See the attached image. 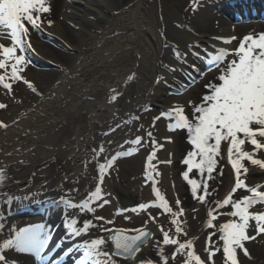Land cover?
I'll use <instances>...</instances> for the list:
<instances>
[{
  "label": "bare ground",
  "instance_id": "6f19581e",
  "mask_svg": "<svg viewBox=\"0 0 264 264\" xmlns=\"http://www.w3.org/2000/svg\"><path fill=\"white\" fill-rule=\"evenodd\" d=\"M112 1L97 0L99 5L102 4L110 8L109 10L113 6ZM197 1L200 18L207 30H220L213 33L216 35L215 38L210 39L207 30L196 35L191 30L173 25H169L165 32H157L155 27L152 28L146 23L141 14L143 0H137L128 17L124 19L129 24V30L124 33L119 32L117 30L119 28L116 27L123 19L121 13L117 14L115 21L112 22L111 13L105 14L100 7L98 8V4L93 7L91 5L93 0H87L85 7L73 5L71 16L75 17V20L69 21V25L54 27L58 35L63 36L65 40L67 39L66 42L75 47L77 54L71 58L61 50L56 51L47 65L56 69L61 65L64 68L57 69L55 73L53 70L43 74L50 82L48 84L50 91L38 96L32 94L29 97L28 111L19 113L11 125L0 129V169L6 176V187L0 193V232L3 231L6 241L9 238L14 240L11 247L6 246L5 243H1L0 236V248L5 257L0 264H35L34 256L29 250V244L32 243L29 226L6 217L5 202L10 195L54 187L59 195L72 196L74 193L78 195L73 189L75 186L85 184L87 191L79 200L83 203L85 200L89 201L94 215L103 218L100 220L101 227L105 230L104 234L108 233L111 237L115 236L113 233L119 232L109 230L111 226L125 228L126 232L131 233L136 229L162 224V217L159 215L161 211L156 206L146 210H140L139 207L133 210L124 204V199L125 202L128 199L133 201V198L138 197L137 200L142 204H151L156 197L154 189H160V194L164 196L169 206L172 209L176 207L178 183L173 178L172 170L168 168V161L172 163L174 157L173 141L171 142V135L168 132L165 114L164 117L156 115L155 118L148 119V123L145 122L149 124L148 126L154 127V121H159L158 128L155 127L156 133L160 136L156 143L157 147L153 145V139L152 145L144 143L142 133H139L138 138L141 142L136 147L132 144L127 145L128 148L139 149L138 153L129 158H117L112 167L103 173L98 169V148L95 145L98 141L103 144V138L108 133L102 134L108 126L113 127L121 118H127L130 113L137 110L138 106L134 102L139 104L150 102L167 107L165 102L170 99L166 89L168 84L176 89L188 86L189 79L204 72L203 64L210 59L209 54L216 55L218 49H229L235 43V41L224 43L225 38L234 35L228 33L231 19L220 10L221 7L228 5L227 0ZM245 1L247 4L264 7V0ZM86 7L95 12L97 21L89 19L90 14L86 12ZM177 22L182 24L180 20ZM70 25L81 27L77 44L69 42L68 35L73 32ZM95 26L97 28L92 30ZM250 29L252 31L249 36L264 34L261 24ZM27 39H30L29 35ZM169 39L186 45L181 49L183 54L174 47L165 46ZM0 43L10 46L11 41L9 38H3L0 39ZM58 43L64 46L62 40L58 39ZM36 48L45 55L50 52L49 46L43 42ZM197 53L200 55V62L199 64L192 62L189 70L186 63H190ZM162 57L168 63L162 61ZM131 75H134V80H131ZM111 81L113 83L109 84ZM113 96H119L117 102L113 101ZM130 99L133 103L129 102ZM118 136H121L120 130ZM119 144L120 142H115L111 150L120 148ZM150 149L156 151L159 149L157 158L159 168L156 166L150 169L149 174L145 176L143 166L147 160L144 156ZM108 154L99 155L102 162L105 156V164L108 162ZM258 155L260 151L256 158H259ZM122 161H130V164L122 165ZM255 173L247 175V184L251 186L264 184V170L257 167ZM101 175L104 177L102 181ZM151 175L159 180L157 187L149 181ZM180 184L181 182L178 185ZM97 186L101 187L102 198L93 201L90 196ZM262 189L264 188L259 190ZM103 200H107L108 203L103 204ZM150 217H155V221L153 222ZM35 219L27 217L25 220L29 224ZM175 219L180 222V218ZM230 220L238 218L231 217ZM254 223L250 221V224ZM175 227L176 225H173L171 234L178 235ZM205 231V228L201 229L198 239L195 236L190 237L195 241V249L201 243ZM157 234L156 236L153 234L150 247L153 245L162 252L167 246L162 244L163 235ZM248 235L256 236L254 227L249 229ZM83 236L92 237L88 231ZM25 241L27 247H20L19 245ZM244 245L249 257H245L242 250L238 249L239 263L264 264V240L255 238L245 241ZM106 246L110 247L111 242H106ZM121 264L130 263L123 261Z\"/></svg>",
  "mask_w": 264,
  "mask_h": 264
},
{
  "label": "snow or ice",
  "instance_id": "6c2138e0",
  "mask_svg": "<svg viewBox=\"0 0 264 264\" xmlns=\"http://www.w3.org/2000/svg\"><path fill=\"white\" fill-rule=\"evenodd\" d=\"M51 11L47 4V0H0V39L10 38V46L0 43V69L6 70L7 79L10 81H20L23 79L21 73L24 67L30 63L26 53L27 36L30 25L31 28L39 30L41 15ZM51 25L52 21H48ZM235 39V37L231 38ZM231 39L224 40V43H230ZM257 49L259 51H257ZM17 50L21 54L17 55ZM179 55V54H177ZM228 55L225 49H218L216 55H211L207 61L209 67H214L221 62L224 57ZM238 59H233L223 71L218 79L222 83L211 85V92L209 95L203 97V103L200 106L194 107V115L192 120L188 119L183 113V108L174 109L176 122L169 125V130L175 129L187 130L189 140L194 150L189 151L187 158L183 161L188 166L187 171L182 173L183 179L191 185V192L195 199L200 202L207 203L206 194L208 193L207 180L203 185L198 183L196 179H190L189 173L196 169L200 174L207 173V179L212 178V173L216 169V157L221 154L222 141H230V146L227 149L228 160L235 172L236 180L232 192L244 189L251 193L241 200L233 201L231 196L224 199L222 204L218 207L231 204L234 211L229 213L230 216L238 218V220H231L219 226L218 239L223 242L222 253L225 259V264H239L237 250H242L245 257H249V252L244 245L245 241L254 240L256 237L248 235L250 228L255 229L256 235L264 233V212L252 213L249 209L256 203H264V191L259 189L264 188V184L256 186H249L246 182L248 169L242 161H249L251 165L258 166L264 170V160L257 157L260 150H264V143L257 138H264V34L258 37L246 36L239 44L235 51ZM10 68V73L7 70ZM6 75H0V85H2L9 92L12 90V83L5 82ZM25 83H28L25 81ZM30 86V85H29ZM116 99L115 96L112 97ZM5 105L0 104V108ZM165 115L170 116L171 113ZM158 119V118H156ZM155 122V121H154ZM252 125H258V129H254ZM239 134H243V138ZM149 137L152 133H148ZM249 142L253 151L249 152L243 148L245 143ZM140 138H137L135 143L139 144ZM153 144L155 141L153 140ZM150 157H155V152L150 154ZM199 157L197 160L196 158ZM113 160L107 164H100L99 171L105 172L107 168L112 166ZM168 163H171L169 160ZM243 176V178H242ZM103 175L100 180H103ZM203 187L205 194L198 195V190ZM155 196L159 201L155 205L162 209L165 213H170L176 217L183 213H176L169 206L167 200L155 190ZM102 198V190L97 186L91 193L90 199L99 201ZM107 200H103V204H107ZM179 204V201H177ZM103 206V205H101ZM153 204H140V210H146ZM80 207L92 211L89 208V201L85 200ZM211 219L208 220V226H212V221L215 216L209 212ZM97 219H103L98 217ZM154 222L155 217H150ZM254 221V225L250 224ZM111 223V221H108ZM75 223V221H73ZM90 222L85 221V226ZM171 223L176 225L175 232L182 233V228L177 219H172ZM163 240L162 244L165 246L173 245L175 251L172 253V259L179 255L185 256L184 264H206L200 255L195 251V241L187 240L180 242L177 238L169 236L167 231L161 228ZM137 234L128 236L122 232H118L115 237V248L117 256L134 257L135 253L140 251V244L150 235L149 231L141 228L136 229ZM74 234L80 235V232ZM215 233H211L205 241V251L208 253V262L213 260L217 252L221 251L216 247L215 241L212 237ZM103 239H96L92 242L91 247H86V254L89 256H104L107 258L106 264H115L111 256L107 252L99 251V247L103 245ZM11 247V242H8ZM20 247H27V242H22ZM168 257H163V264H168ZM5 257L0 255V261H4ZM98 264H105L104 261H99Z\"/></svg>",
  "mask_w": 264,
  "mask_h": 264
},
{
  "label": "rangeland",
  "instance_id": "374dc122",
  "mask_svg": "<svg viewBox=\"0 0 264 264\" xmlns=\"http://www.w3.org/2000/svg\"><path fill=\"white\" fill-rule=\"evenodd\" d=\"M94 2L91 4L93 7H95L98 4V8L100 7V10L103 11L105 14H110L113 17L112 22L115 21L116 15L121 13L123 16V19L119 22L117 29L119 32H126L129 30V24L127 21H124L130 14V10L133 6V4L137 0H113L111 3L113 6L110 8L105 7L104 5L100 4L99 1L93 0ZM47 4L50 7L51 11L46 14L41 15V21L39 30L31 28L30 25H26L29 28L28 35L30 36V42L32 47L36 49V47H39L41 42L46 43L49 46L48 54H44L39 50L40 58H36L37 62L40 64H44L47 59L51 60L53 59V54L61 50L64 52L67 56H70L71 58L77 54V50L75 47L66 42V40L63 38V36L58 35L56 33V30L54 27L58 25H69V21L75 20V17H72V6L77 4L79 6L85 7L87 4V0H47ZM104 7V9H102ZM142 15L144 19L146 20V23L150 27H155L157 32H165L167 30V27L169 25L178 26L179 28H186L187 30L193 31L196 35L199 33H202V31H206L207 27L204 25L202 18H200V12L198 9V1L197 0H143L142 2ZM112 9H114L112 11ZM238 9V8H237ZM239 10V9H238ZM86 12L89 13V19L92 21H97L98 17L95 14V12L91 9H87ZM182 21L177 22L178 20ZM52 21L51 25H49L48 21ZM176 20V21H174ZM233 24V25H232ZM261 24L262 28H264V21H257V22H240V23H234L231 22L230 29L228 30V33H233L237 36V40H235L234 45L231 46V49H233V53L229 55L227 62L222 65L220 68H217L213 72L205 75L202 78V82H199L195 86L191 88L190 91L187 92L186 95L182 96H170V99H168L165 103L169 106H176L181 105L184 107L185 112L187 114V118L192 120L194 118V115H199L198 113L194 114V107L200 106L203 103V97L206 95H209L211 92V85H219L222 83L219 81L218 77L223 74V71L227 69V66L230 64V62L233 59H238V57L235 55L236 49H238L239 44L241 41H243L244 37L251 35V29L250 27ZM186 25V26H185ZM71 26V25H70ZM231 27H233L231 29ZM72 31L69 33V38L71 43L77 44L79 42V32L81 31V27H74L71 26ZM97 27H93L92 30L96 29ZM220 30H207L206 33L212 39L215 34L214 32L218 33ZM75 33V34H72ZM259 35H256L255 37H258ZM86 37V36H84ZM215 38V37H214ZM58 39L62 40L64 42V46L58 43ZM166 40V39H165ZM185 41V40H184ZM177 45V46H175ZM165 46L171 48L174 47L178 49V51L181 52L182 47L186 46L182 42H177L176 40H170L168 41ZM172 48V49H174ZM38 49V48H37ZM257 51H259L257 49ZM21 54L19 50H17V55ZM26 54V53H25ZM52 56V57H51ZM28 57V56H27ZM29 59V57H28ZM126 59V58H125ZM30 61V59H29ZM162 61H166L164 57H162ZM58 67L63 69V66ZM54 68V69H53ZM50 69H44L42 67H36L33 65L30 61L25 67L24 71L21 73L23 79L20 81H10L7 79L6 70L0 69V75H6V81L12 83V90L9 92L7 89H5L2 85H0V104L5 105L4 108H0V129H3L5 126H9L14 121L15 117L22 112L28 111L29 109V97L32 94L43 95L44 93L50 91L48 84L50 83L46 77L43 76V74L46 71L53 72L54 73L59 68L56 69V67H53ZM8 73H10V68L7 70ZM131 80H134V75L131 76ZM27 81L28 83H25ZM54 81V80H53ZM52 81V82H53ZM156 82H159L156 80ZM113 82H109V84H112ZM30 85V86H29ZM116 99L114 100L116 102ZM131 100V99H130ZM129 100V101H130ZM157 107V106H156ZM27 109V110H25ZM158 108H154L153 111L149 112L147 115L145 114L143 116V125H141V128H138L137 126H130L127 124L126 126H123V136L122 138H126V141L133 138L137 134V132H140L147 138V133L149 132V129H152L148 126L149 124L147 120L153 117H156V115H161V112H158ZM146 119V120H145ZM146 122V123H145ZM136 127V128H135ZM155 127L157 128V122L155 124ZM254 129H258V125H252ZM133 133V134H132ZM172 137L175 139L174 143L172 144L173 149L172 151L174 156V162L171 164H168V168L172 170L173 178L176 183H180V185L176 184V198L177 201H179V204L176 203V207L172 210L176 213H180V210L183 209V213L176 216L180 218V225L182 228V233L175 235L171 234L173 224L171 223L172 219L176 218L173 217L170 213H165L162 209L157 208L160 212L159 215H161L162 224H158L157 226L160 227L158 236L162 235L161 228L163 231H167L169 233V236L173 238H177L180 242L187 241L192 236H198L202 228L206 227L205 235L199 244L197 250H195L197 253L200 254V257L202 260L206 261V264H225V259L222 253V244L223 242L218 239L220 233H219V226L227 223L232 216L229 215L231 211H234L231 204L227 207H222L218 211L214 213L215 219L212 222V226L209 227L206 225V219L208 217V214L211 210H213L216 206L221 204V200L223 197H225L230 189L231 186L234 183V179H236L235 172L231 166V163L228 160L227 156V149L230 146V141H222L221 143V154L219 159L217 160L216 169L212 173V178L207 179V173H204L203 175L199 173L198 170L192 171V173H189L190 179H196L198 183L203 185L204 181L207 180L208 183V193L206 194V201L207 203L200 202L198 199H195L193 197V194L191 192V185L188 184L187 181L183 179L182 173L187 171L188 166L183 163V161L187 158V154L189 151L194 150L193 146L190 143L189 136L187 133V130L178 129L177 131H174L173 134H171ZM241 138H243V134H239ZM157 137V136H156ZM258 138V137H257ZM260 138V137H259ZM111 139V138H110ZM107 140H104V146L107 144ZM151 143V140L148 142ZM107 147V145L105 146ZM243 148L249 152L253 151L252 145L246 141ZM107 149V148H106ZM157 152V151H156ZM158 153V152H157ZM143 156V154H142ZM158 156V155H157ZM259 159H264V152L260 151V155H258ZM144 158L147 160L146 164L143 166V172L144 175L147 176V170L149 171L152 169L153 165H158L157 161H148L151 158L150 152L149 154H146ZM144 159V160H145ZM197 160L199 157L196 158ZM130 161H122L121 164H130ZM156 162V163H153ZM244 165L247 167L248 172L247 175L250 173H255L257 171L258 166H253L250 164L249 161L245 160L242 161ZM159 168V166H157ZM259 168V167H258ZM256 174V173H255ZM160 190V189H159ZM205 194L203 187H201L198 190V195ZM246 197L250 196V193L247 192L244 189L237 190L234 192V194L231 196L233 201L240 200V197ZM138 198V197H137ZM137 198L128 199L127 201L130 203L125 202L124 204L135 210V208H138L140 204H142ZM156 200H153L152 202H158L157 198L154 197ZM133 202V203H131ZM159 203V202H158ZM250 212L252 213H260L264 212V205L255 204L250 209ZM25 213L24 209H21L18 213L15 214V216L20 217L19 215H23ZM215 233V235L212 237V240L215 241L216 247L220 248L221 251L217 252L216 255L213 257V260L211 262H208V253L204 250L205 249V241L207 240L208 236L211 233ZM256 238H259L264 240V233H260L259 235L255 236ZM175 247L173 245H169L165 247L164 251L159 252L153 245L150 247L149 251L147 250L141 257V259L144 260L147 257H151L154 261H157L159 263L163 264V257L167 256L168 264H184L185 262V256L183 255H177L175 259L173 260L172 253L175 251ZM241 264V263H239Z\"/></svg>",
  "mask_w": 264,
  "mask_h": 264
},
{
  "label": "water",
  "instance_id": "95a60500",
  "mask_svg": "<svg viewBox=\"0 0 264 264\" xmlns=\"http://www.w3.org/2000/svg\"><path fill=\"white\" fill-rule=\"evenodd\" d=\"M115 253H116V251H115Z\"/></svg>",
  "mask_w": 264,
  "mask_h": 264
}]
</instances>
